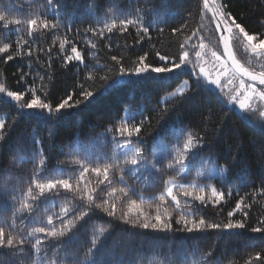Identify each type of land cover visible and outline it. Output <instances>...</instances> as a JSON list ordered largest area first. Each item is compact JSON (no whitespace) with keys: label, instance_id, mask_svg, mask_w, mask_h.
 <instances>
[{"label":"snow or ice","instance_id":"snow-or-ice-1","mask_svg":"<svg viewBox=\"0 0 264 264\" xmlns=\"http://www.w3.org/2000/svg\"><path fill=\"white\" fill-rule=\"evenodd\" d=\"M195 4V10L187 9L180 16L170 10L169 0H145L143 7H133L132 0H91L87 12L79 18L85 26L74 30L72 25L77 11L85 7L84 0H43L24 18L17 15L20 9L5 7L0 0V63L7 65L19 57L29 68V72L18 70L21 90H9L6 82H0V103L12 105L16 112L14 118H0V213H8L0 218V264H238L217 257L215 244L201 252L198 245L189 247L187 242L212 234L216 244L228 243L249 232L261 234L258 238L264 240V215L255 226L249 224L250 211L264 200V139L255 164L249 160L234 125L230 129L232 143L226 147L222 144L233 115L264 138V32L250 34L246 30L233 0H195ZM65 16H71V20L66 22ZM259 16V24L264 27V5ZM176 18L179 24L170 29V34L177 38V54H162L152 45L156 64L147 62L148 52L129 61L131 66L127 68L123 55H111L113 66L100 64L97 38L109 41L105 45L109 50L113 43L117 48L129 47L113 41L111 34H123L131 26L139 45L145 38L151 39L153 30L163 34L161 25ZM60 30H66L63 38ZM73 31L83 37L96 61L91 68L82 50L69 39ZM49 35L52 43L45 46ZM57 44L62 67L71 70L68 66L75 62L77 75L88 69L85 82H91V87L80 84L78 94L69 92L54 105L49 99L53 74L45 71L32 76V72L37 66L52 69ZM238 51L249 57L247 64L240 61ZM41 54L47 58L45 62H41ZM93 72L104 75L94 77ZM185 74L192 79L182 81L173 93L178 97L176 105L168 107L165 102L162 109L154 110L155 117L144 116L129 105L114 125L91 138L92 143H110V152L81 154L75 144L67 145L69 151L65 152L57 143L55 124L47 129V144L35 134L30 137L34 145L31 151L23 146V140L19 145L11 143L20 119L58 123L102 103L111 89L125 82L163 88ZM29 76L32 84L26 79ZM197 97L204 98L203 108L195 102ZM213 100L222 111L211 107ZM196 113L199 119H193ZM138 115L141 118L137 120ZM61 155L63 160L57 158ZM53 159L57 160L58 174L48 176ZM28 163L33 171L25 180L17 169ZM69 168L73 175L66 176ZM193 170L195 178L189 181ZM233 175L241 187L251 186L250 191L240 195L239 188H229L225 192ZM86 176L94 177L95 182ZM217 180L221 182L219 187ZM153 182L161 190L147 198L155 203V211L145 212L137 201H145L142 189ZM234 193L238 199L226 213V221L207 218L204 209L216 208L218 217ZM125 203L127 211L123 210ZM97 212L112 218L106 221L108 227L94 233L86 246L73 250L81 229L94 216L100 219ZM117 228L120 232L113 240ZM124 236L130 243L122 253ZM165 240L170 241L167 250L157 254L155 249ZM196 256L198 260L192 259ZM243 264H264V250L249 254Z\"/></svg>","mask_w":264,"mask_h":264},{"label":"trees","instance_id":"trees-1","mask_svg":"<svg viewBox=\"0 0 264 264\" xmlns=\"http://www.w3.org/2000/svg\"><path fill=\"white\" fill-rule=\"evenodd\" d=\"M91 0H84L85 7L81 8L77 11V20L72 25L73 29L84 27L80 23V17H82L87 12V3H90ZM145 0H132L133 7H143ZM43 3V0H4L5 7H12L13 9H20L21 11L17 14L19 18H24V15L35 9V7ZM233 3L236 5L237 12L242 14V23L251 33L254 32H264V27H261L259 24V11L261 5H264V0H233ZM169 8L171 11H175L179 13L180 16H184L187 9L195 10L196 4L195 0H169ZM70 11V10H68ZM101 14L103 13V8L100 9ZM65 20L70 21L71 16H65ZM179 24V18L172 19L171 23L168 25H161L165 28L163 34H159L155 30L151 31V39L145 38L141 44H136V41L139 37L136 35L135 29L131 26L129 30L123 34L114 32L112 35L113 41H118L122 46L128 45L129 47H121L117 48L116 44H112L111 50H109L105 45L109 43V41L104 40L100 41L97 38V43L99 50L97 52V58L99 59L100 64L107 63L109 66H113L114 62L110 60L111 55L117 56H125L127 59L124 61V66L130 67L129 61H135L139 55H143L145 52L149 53V59L147 62L156 64L157 58L155 57V52L151 50L152 45H155L157 50H160L161 53H168L169 55H175L178 53V48L175 46L176 37L171 36L170 29L172 27H176ZM66 30H60L59 35L63 38ZM69 39H71L79 50H82V53L85 55L86 61L89 63V67L91 68L93 64L96 63L95 60L92 59L90 55L89 49L85 46L84 39L82 36H77L75 31L73 33L68 34ZM90 36V34H89ZM15 39V37H13ZM52 37L49 35L45 41V46L51 45ZM142 45V46H141ZM70 52V47L68 48ZM239 51L237 52L238 58ZM58 44L53 48V67L52 69L39 68L38 66L34 68L32 72V76H35L36 73L43 75L45 71H49L53 74V81L50 84V93L49 99L55 105L61 99L65 98L67 93L75 91L77 94L80 91L78 85L84 84L85 87H91V82H85V77L88 74V69H82L79 74H76L75 62L68 67L71 70H68L62 67L61 60L58 58ZM46 57L44 55H40L41 62L46 61ZM29 72V68L26 67V60H21L19 57L14 59V61L9 62L7 65L0 63V82H6V86L9 87V90H21L20 85H17V76L19 75V71ZM92 75L94 77H98L100 75H104V72H93ZM32 76L26 77L29 84H32ZM39 80H36V86L39 87ZM45 83H48L45 80ZM100 81L97 79L96 84H99ZM181 83V79L172 81L166 87H159L157 85H149V84H141V83H124L114 89H111L108 94H106L104 100L100 104H93L86 111L81 112L79 115H72L60 122H46L43 120H29V119H20L16 124L15 131L12 134L11 143L15 145H19L21 140H23V146L28 150L34 147L31 144L30 137L35 134L37 139L44 138L45 143L47 144V129L51 128L53 124L57 129L58 139L57 143L61 146H64V151L68 152L69 149L67 145L75 144L80 151L81 154L84 152H110L111 144L108 142H96L92 143L91 138L97 136V134L102 133L103 129L107 126L114 125L121 117L125 115L123 108L127 106H131L132 110L142 112L144 116L155 117L156 111L162 109L165 105L161 104V99L175 90ZM216 92V91H214ZM30 98V96L28 97ZM75 98V97H74ZM196 103L201 105L203 108L204 98L197 97L195 100ZM178 103V98L171 100L167 103L168 107H172ZM83 107V106H82ZM190 106H185V108ZM211 107L215 109L217 112L222 111L220 104L215 103L213 100L211 103ZM156 110V111H154ZM184 111V109H181ZM9 116L10 118H14L16 116L15 109L10 104L0 103V118L3 116ZM141 117L138 115L136 119H140ZM193 119H199V113H196ZM12 120L9 119L7 123H11ZM187 123V121H186ZM235 126V128L239 131L241 142L245 146V152L247 153L249 160L255 164L256 162V154L259 151L260 141L264 139L260 136L258 131H254L251 128L245 126L235 115H233L232 120L230 122L229 130L222 137V144L226 147L227 144H231L233 141V137L231 136V126ZM196 128L195 125H192ZM103 139V138H101ZM254 142L255 146L252 143ZM107 144V146H105ZM60 160H63L64 156L57 157ZM57 160L53 159L49 164V171L47 173L48 176L58 174L55 172ZM224 163V161H221ZM18 172L22 173V179H27L32 174V165L30 163L23 164L21 167L17 169ZM78 174V173H76ZM15 175V174H14ZM65 175H73L72 170L66 169ZM195 170H193L192 174L188 176V179L195 178ZM167 176V174H165ZM252 177H249L251 179ZM85 179L95 182L94 177L86 176ZM229 182L227 187L224 188V191L227 192L229 188H239L240 195H244L245 193L250 191L251 186H240V181L238 178L233 175L228 178ZM219 181V180H217ZM132 183V181H129ZM259 184V181H256V185ZM220 186V184H218ZM139 190V186H138ZM143 194L151 196L154 193H157L161 190L160 187L156 185L155 182L152 183L151 187H144ZM103 195V194H101ZM238 199L236 194H233L232 200H230L227 204L223 205V211L220 212V215L217 217L216 212L217 209L209 206L204 209V213L206 214L208 219H219L222 221H226V213L231 211L235 205V200ZM137 204L140 205L141 209L145 212L155 211V203L150 201L149 199H145L143 203L137 201ZM117 213L121 211L119 202H117ZM264 200H260L259 203L252 208L250 211V219L249 224L251 226L256 225V221L260 218L261 215H264ZM128 205L125 203L123 210L127 211ZM57 210L58 209H54ZM195 210V209H193ZM135 212L136 209H133ZM169 211L172 212L175 217L176 213L173 211L171 207H169ZM8 215L7 212L0 213V218L6 217ZM41 216L45 215L42 210L40 213ZM97 216L100 219H96L94 216L92 220L89 221L87 227L85 229H81V234L78 240L72 245L73 250L81 249L82 247L88 244L89 239L92 235L99 234V229L108 227L106 221L112 219L107 217L104 213L97 212ZM239 214H237L238 217ZM114 223H119L118 221H114ZM120 229H116V235L113 236V240L117 238L119 235ZM183 236L184 234H179ZM261 234L248 233L247 236L242 238L233 239L231 242H219L216 244V240L214 235L207 234L206 237L199 240H190L187 242V246L191 247L193 245H198L199 250L201 252L206 251L210 247H213L214 244L216 246V256L227 260H236L238 264H243L244 259L247 258L249 254H254L255 252L264 250V240L259 239L258 237ZM249 237H255V239H250ZM124 244L121 247V252L123 253L125 248L129 246V238L127 236L123 237ZM131 243L138 244V241H131ZM161 248L155 249L157 254L161 250L166 251L167 245L170 241H161L159 242ZM177 245H179V240H177ZM191 256V253L189 254ZM192 259H199V256L192 257Z\"/></svg>","mask_w":264,"mask_h":264},{"label":"rangeland","instance_id":"rangeland-1","mask_svg":"<svg viewBox=\"0 0 264 264\" xmlns=\"http://www.w3.org/2000/svg\"><path fill=\"white\" fill-rule=\"evenodd\" d=\"M213 42H214V41H213ZM239 53H240V54H239V57H240L239 59H240V61H241L242 63L247 64L248 61H249V57H247V56H246L245 54H243V52H241V51H239ZM180 79H181V83H180V85H179L175 90H173V91L170 92L169 94L165 95V96L161 99V104H162V105H165V102L168 103V102H170L171 100H174V99L178 98L177 96L173 95V93L176 92V91L179 89V87L182 86V81H184V80H189V82H191L192 77H190L188 74H185L184 76H181ZM125 83H127V82H125ZM235 83L238 84L239 82L236 81ZM229 87H232V85H229ZM213 91L218 92V90H216V89H213ZM187 179H188V178H187ZM192 179H194V178H192ZM192 179H188V180L190 181V180H192ZM200 182H203V181H200ZM220 183H221L220 181H216V184H217L218 187H219L218 184H220ZM144 196L146 197V199H147L148 197H150V196H148V195H144ZM151 196H152V195H151Z\"/></svg>","mask_w":264,"mask_h":264}]
</instances>
